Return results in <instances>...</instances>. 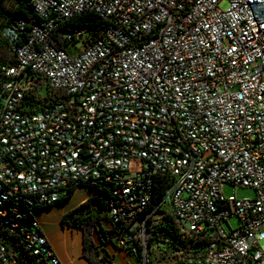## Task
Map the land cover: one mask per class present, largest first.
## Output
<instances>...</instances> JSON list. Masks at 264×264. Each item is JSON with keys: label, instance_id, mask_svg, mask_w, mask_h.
Instances as JSON below:
<instances>
[{"label": "built area", "instance_id": "1", "mask_svg": "<svg viewBox=\"0 0 264 264\" xmlns=\"http://www.w3.org/2000/svg\"><path fill=\"white\" fill-rule=\"evenodd\" d=\"M33 9L41 22L25 44L14 46L23 20L3 34L18 65L0 64L9 77L0 264H20L13 235L28 215L20 241L33 264H63L37 209L100 184L119 247L139 264H264V0H33ZM85 12L110 21L104 36L86 43L82 30L74 54L56 48L55 31ZM25 69L63 98L24 114ZM225 183L256 197L227 198ZM165 226L173 236L149 246Z\"/></svg>", "mask_w": 264, "mask_h": 264}, {"label": "trees", "instance_id": "2", "mask_svg": "<svg viewBox=\"0 0 264 264\" xmlns=\"http://www.w3.org/2000/svg\"><path fill=\"white\" fill-rule=\"evenodd\" d=\"M2 4L3 0H0V47L3 48L6 45L12 54L8 61H0V64L7 67H16L18 65L16 54L13 50V45L4 38V31L9 27L17 28L18 23L21 20L25 21L26 25L24 29H18L19 40L14 44V46H20L28 41L32 27L40 23L41 19L39 16H37L33 9V0H16L12 11H6ZM110 25V21L100 14L96 12H85L75 16L69 21L63 22V24H61V26L55 31L51 40L56 48L65 50L70 54H74L76 50V43L79 42V40L76 38L79 32L84 30V33L81 34L80 39L84 38L86 43H90L101 39ZM69 36L72 37V40L69 39ZM23 75H25L27 80L30 82L29 89L27 90L21 105L24 114L32 115L45 111L63 98L64 95L62 93L50 90L45 79L31 71V69H25L23 71ZM7 81H9V77H7V75L0 69V104L2 102L3 85ZM100 185L101 186L94 187L93 190L91 188L90 190L94 191L93 195L79 207L64 216L62 219V225H68L70 227L82 230L84 235L83 254L91 264H113L114 256L110 255L104 249L106 247L104 241H102L101 244L103 250L106 251L105 257L101 255V248L98 244H96V240L94 239V233H101L103 236H106L107 241H110L112 238L113 240L110 241V244L115 247V238L118 239V241L120 238L118 226L111 218L110 220L113 224L112 229L106 231L102 226L105 213L106 211L110 213L111 205L109 186L105 184ZM77 189L78 188L64 191L66 193L65 196L57 203L54 205L38 208L37 212L39 211L40 213V211L44 209L51 208L59 204H66L74 196ZM10 217L14 218V216ZM16 221H18L21 226L26 224L27 227H30L32 223V216L28 215L27 218ZM21 226L16 228V232L13 235V242H17V245L13 246L18 247L19 245L18 248L23 253L20 264H26V262L28 264H33L34 258L27 254L24 245L20 241L24 238V232L21 231ZM2 227L4 228V226H1V229ZM158 234H165L168 237L173 236V233L170 232L167 226L161 227L157 229L156 232H154L155 237L150 239L149 246H153L155 242H159ZM109 241L107 243H109ZM8 244L10 245L12 243L8 241ZM115 249L116 251L126 252L119 247V244L117 247H115ZM139 251H141L140 248ZM127 252L130 254V251ZM136 257L139 259V256ZM108 259H110L109 262H107Z\"/></svg>", "mask_w": 264, "mask_h": 264}, {"label": "rangeland", "instance_id": "3", "mask_svg": "<svg viewBox=\"0 0 264 264\" xmlns=\"http://www.w3.org/2000/svg\"><path fill=\"white\" fill-rule=\"evenodd\" d=\"M15 2L16 0H3L2 6L6 11H12ZM226 6L227 2H223L222 7L226 8ZM11 54L12 53L6 45L3 48L0 47V61H8ZM89 192L94 193V191L90 189L80 188L66 204H59L47 208L35 215L36 221L40 223L41 228L51 241L55 251L59 254L63 264H91L83 254L84 235L82 230L68 225H62V219L64 216L79 207L83 200L88 199ZM222 192L227 198L230 196H236L240 200L254 199L256 197V191L254 189L250 187L235 186L229 183H225L222 186ZM110 218V213L106 211L105 218L102 221L104 229L109 230L113 228ZM230 225L233 229H237L241 225L240 220L238 218H233L230 221ZM227 228L230 229V226L228 225ZM96 244L100 246V253L104 257L106 256V251L110 255H114L118 252L115 249L119 244V241L116 238L114 243L115 247L110 244L104 248L106 251L103 250L100 241L96 240ZM124 253L126 255L123 253L117 256L115 255L113 258V264H139L138 257L131 255L128 252Z\"/></svg>", "mask_w": 264, "mask_h": 264}, {"label": "crops", "instance_id": "4", "mask_svg": "<svg viewBox=\"0 0 264 264\" xmlns=\"http://www.w3.org/2000/svg\"><path fill=\"white\" fill-rule=\"evenodd\" d=\"M81 188H86V187H81ZM78 189H80V188H78ZM77 189V190H78ZM88 189V188H87ZM77 192V191H76ZM93 195V193H90L89 192V196H88V198H90L91 196ZM87 200V199H86ZM86 200H83L82 202H81V204L82 203H84ZM45 210V209H44ZM41 212V211H40ZM42 229V228H41ZM104 230H106V231H108L107 229H104ZM42 231H43V229H42ZM44 232V231H43ZM45 233V232H44ZM100 234V235H99ZM45 235H46V233H45ZM46 237H47V235H46ZM48 238V237H47ZM111 238V237H110ZM94 239L95 240H97V241H100V243L104 240V243H105V246H109L110 245V241H112L113 239L111 238L110 239V241H109V243H107L108 241L106 240V236L104 235H102L101 233H94ZM49 240V239H48ZM49 242H50V244H51V246H52V248L54 249V247H53V245H52V243H51V241L49 240ZM54 251H55V249H54ZM55 253L57 254V256L60 258V256H59V254L55 251ZM121 253H123L124 255H126L123 251H118V252H116L114 255H112V256H117V255H120ZM60 260H61V258H60ZM61 262H62V260H61Z\"/></svg>", "mask_w": 264, "mask_h": 264}]
</instances>
